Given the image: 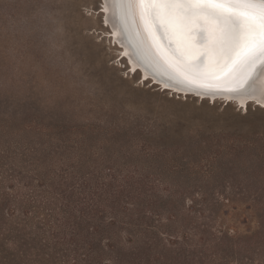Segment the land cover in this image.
Segmentation results:
<instances>
[{"label": "rangeland", "instance_id": "374dc122", "mask_svg": "<svg viewBox=\"0 0 264 264\" xmlns=\"http://www.w3.org/2000/svg\"><path fill=\"white\" fill-rule=\"evenodd\" d=\"M98 3L0 0V264H264V107L129 74Z\"/></svg>", "mask_w": 264, "mask_h": 264}, {"label": "snow or ice", "instance_id": "6c2138e0", "mask_svg": "<svg viewBox=\"0 0 264 264\" xmlns=\"http://www.w3.org/2000/svg\"><path fill=\"white\" fill-rule=\"evenodd\" d=\"M114 3L120 5L125 21L138 13L158 67L189 90L212 88L238 75L249 80L254 72L264 71V0ZM91 7H100L98 0Z\"/></svg>", "mask_w": 264, "mask_h": 264}, {"label": "bare ground", "instance_id": "6f19581e", "mask_svg": "<svg viewBox=\"0 0 264 264\" xmlns=\"http://www.w3.org/2000/svg\"><path fill=\"white\" fill-rule=\"evenodd\" d=\"M104 7L105 13L108 9L106 14H108L110 24L115 30L113 32L110 31L112 32V38L116 36L114 39L125 46L118 44L120 54L126 58L127 68H130L129 74H134L140 68L143 81H149L159 89L172 94H179V96L185 95L186 97L190 94L202 100L208 99L212 103L216 99L221 98L224 102L235 103L241 107H247L249 102H253L259 107H264V99L261 98L262 94H264V71L254 72L249 80H243V77L238 75L212 88L193 87V94L192 92L187 93V91L181 90L182 88L177 87L175 84L159 79V76L156 77L154 75L155 73L168 79L169 77L157 65L158 56L156 50L152 47L151 40L143 29L138 13L135 15L129 14L125 21L121 15L120 5L114 3V0H107V7L106 5ZM138 64L141 67H138ZM165 85H168V87H165Z\"/></svg>", "mask_w": 264, "mask_h": 264}]
</instances>
